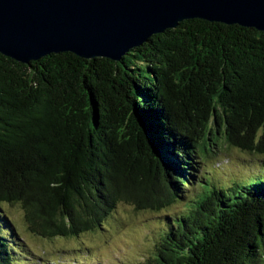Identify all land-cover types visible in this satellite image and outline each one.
Listing matches in <instances>:
<instances>
[{"label":"trees","instance_id":"1","mask_svg":"<svg viewBox=\"0 0 264 264\" xmlns=\"http://www.w3.org/2000/svg\"><path fill=\"white\" fill-rule=\"evenodd\" d=\"M220 131L264 157V31L254 27L186 19L119 61L0 53V264L20 250L5 203L35 234L77 236L123 200L160 210L196 182L199 197L145 264H264V181L224 188L199 174Z\"/></svg>","mask_w":264,"mask_h":264},{"label":"water","instance_id":"2","mask_svg":"<svg viewBox=\"0 0 264 264\" xmlns=\"http://www.w3.org/2000/svg\"><path fill=\"white\" fill-rule=\"evenodd\" d=\"M190 18L264 31V0H0V53L27 64L65 51L119 61Z\"/></svg>","mask_w":264,"mask_h":264},{"label":"rangeland","instance_id":"3","mask_svg":"<svg viewBox=\"0 0 264 264\" xmlns=\"http://www.w3.org/2000/svg\"><path fill=\"white\" fill-rule=\"evenodd\" d=\"M221 131L216 141L207 142V153L199 159L203 184L227 188L236 180L244 184L264 181V157L227 145ZM202 190L196 182L184 190V199L160 210L123 200L107 216L104 227L53 238L31 232L23 209L5 203L18 233L10 237L20 247L13 253L14 260L16 264H145L155 254L167 223L184 213Z\"/></svg>","mask_w":264,"mask_h":264}]
</instances>
